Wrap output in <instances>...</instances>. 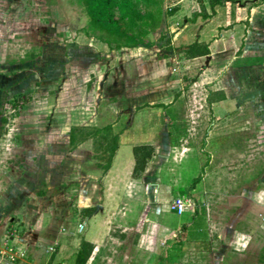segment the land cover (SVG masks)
I'll use <instances>...</instances> for the list:
<instances>
[{"label":"rangeland","instance_id":"rangeland-1","mask_svg":"<svg viewBox=\"0 0 264 264\" xmlns=\"http://www.w3.org/2000/svg\"><path fill=\"white\" fill-rule=\"evenodd\" d=\"M208 1L0 0V264H73L78 245L95 239L86 264L159 261L139 251L140 233L150 214L157 216L153 210L135 201L127 216L112 223L106 214L85 209L98 203L114 133L121 134L120 166L131 155L130 145L156 142L155 165L164 160L160 156L167 158L162 172L173 186L169 200L178 194L195 204L208 202L191 188L204 177L205 190L215 185L217 207L210 215L220 222L235 213L230 205L251 203L240 198L231 203L230 195L234 199L239 191L225 193V168L236 173L242 164L247 175L241 183L231 177L232 186L257 191L264 219V95L242 106L212 105L211 85L199 80L205 65L215 63L221 70L209 77L214 83L225 71L240 74L234 61L243 53L248 27L240 29L236 42L220 31L211 40L209 33L200 34L219 42L209 60H190L181 52L199 32L185 25ZM228 42V54L219 56ZM131 109L136 111L130 114ZM211 155L216 160L210 165ZM209 171L215 178L210 181ZM199 210L209 216L206 207ZM160 221L188 225V249L209 251L201 220L167 213ZM245 252V264H264V236Z\"/></svg>","mask_w":264,"mask_h":264},{"label":"crops","instance_id":"crops-1","mask_svg":"<svg viewBox=\"0 0 264 264\" xmlns=\"http://www.w3.org/2000/svg\"><path fill=\"white\" fill-rule=\"evenodd\" d=\"M238 1L235 0V2ZM240 1H253V6L247 7V5L242 4L235 7V4L231 2H225L222 5H215L213 3L214 0H209L207 7L201 6V9H197L192 12V21L185 25V29L188 26H192L199 32L195 35V39L192 42H189L181 47L182 54L184 55L183 51L193 43L202 44L207 46L209 55L194 59L205 58L207 60L211 59V57L215 55L212 53L211 49L216 47V45H219L217 40L209 43V41L213 38L214 33L220 31L224 32V34H229L231 35L229 38L235 40L236 42V38L239 37L238 35L240 33V29L245 28L246 26L248 27L246 31L247 36L242 39L244 46L243 53H241L240 57H235L234 61V64H239L240 74L236 72L227 73L225 71L223 72L224 74L221 78L214 83L213 81L215 79L212 81L209 77L215 75L216 69L219 71L221 70L218 68L221 67V64L215 63L214 65H205L202 70L203 73L200 75L199 80L200 83L204 81L203 83L205 85H211L208 90L211 92L212 97L214 96L215 98L210 102L212 105L229 102L236 106H242L241 104H243L245 99L247 100L255 96L258 97L260 95H264V0ZM205 32L209 33V41L200 37V34ZM242 37L243 35L241 38ZM231 43L232 42H228L225 45L226 50H220L219 56H222L221 54L225 55L228 52L227 48L231 45ZM244 69H246L247 74L244 72ZM132 110L133 109L130 110V114L136 111L133 110V112H131ZM109 127L110 129H113L114 125ZM120 135H116L115 133L111 135L112 138H116L117 148L111 158V162L106 173L102 176L101 187L97 186V184L93 185L94 188L97 186L99 190L98 203L92 205L89 204L85 206V209H92L95 212L99 211L96 215L106 214V218L110 221L113 220L112 223H116L119 219L122 220L123 215L127 216V212L130 211L129 209L135 201H139L140 205L144 208L153 210L157 216H152L153 213L150 214L151 217H149L147 221L146 230L140 233L139 246H143L144 248L139 251L142 255L147 256L151 260L159 259V261H154L155 264H245V260L243 259L247 257V253L245 251L249 243L252 241L258 242L263 239L264 219L259 217L261 214H259L258 211L263 208V204H260L257 199V197H259L257 196V191L255 189L248 190L243 185L235 186L234 188L232 186L231 177L234 176L240 183L242 179L246 177L247 172L244 173L243 170L245 169H243V165L239 164L237 166L236 173L232 172V170L228 167L225 168L228 175L227 179L229 181V186L225 188V193L235 190L239 191L240 195L236 197L234 196V199L232 198L233 195H230L231 203L237 204L236 202L239 201V198L249 200L251 203L249 204L248 201L240 202L241 207L238 209L236 206L230 205L229 209L231 211L236 209V211L235 213L230 212L231 214L228 215L229 217L223 216V222H220L221 218L216 219L210 215L213 208L216 209L217 207L215 194H219V192L217 191L216 186H211L210 184L211 187H208V189L205 190L203 188V183L205 181L204 177L200 179L197 184H195V187L192 186L194 189L191 188L192 191L207 195V198L211 199L208 202H204L203 200L196 202L195 209L192 212L187 213L191 215L194 220H201L203 227L207 230V234H205L204 238L207 239L210 248L207 252H200L194 249V245L189 247V249L188 246L185 245V243L188 242L185 235L187 231L186 227L188 225H182L179 228L178 226L174 227L160 221L161 214H174L171 213L168 208V204L171 201L169 200L170 192L173 190V186L169 183H165L163 180L164 175L162 172V163L164 160L167 161V158L165 156H160L164 160H160V163L155 165V155L158 153L156 142L154 140L147 142L144 141L142 143L132 144L129 146L131 155L128 154L125 164L120 166L116 161L117 155L120 151ZM211 137V132L208 131V139ZM142 146L150 147L152 154L150 159L147 160L144 170L136 177H133L132 173L135 166L133 149ZM240 155L241 154H239V156ZM183 157H185L184 159L189 158L187 155ZM215 157L216 156L211 155V159L209 160L210 165L216 160ZM210 173L211 172L209 171L207 174L209 181L214 178ZM178 188L181 187L179 186ZM188 193H190V191H188ZM244 193L248 196H244ZM175 196L179 195L177 194ZM225 197L227 198V194ZM86 199L89 203L92 201L91 198H85V200ZM242 205H244V207H242ZM96 206H99V208L95 209ZM203 207H206L209 216L204 215V213L203 215L201 213L200 216L199 209H203ZM122 210L125 211V213H123ZM197 210L199 211L196 212ZM198 213L199 215L197 216ZM104 218L105 216L101 218L102 221L100 226L102 228L104 227L103 221H106ZM217 227L219 228L217 229ZM217 231L218 233H216ZM200 234L202 233L200 232ZM177 236L181 237L179 238L180 242L178 239L174 240L176 245L172 248H175V251H172L173 249L168 245L172 239ZM197 240L198 239H196V241ZM219 240H222V243L217 247L216 243H219ZM157 241H160V244H158ZM166 241H168V244L163 246ZM97 242L98 240L95 239L88 243L92 244L94 249V245H96ZM95 250H97V248H95ZM262 256L263 253L261 252L258 257L262 258ZM91 259L92 258H90V260ZM90 260L88 259L87 262Z\"/></svg>","mask_w":264,"mask_h":264},{"label":"trees","instance_id":"trees-1","mask_svg":"<svg viewBox=\"0 0 264 264\" xmlns=\"http://www.w3.org/2000/svg\"><path fill=\"white\" fill-rule=\"evenodd\" d=\"M224 2H232V0H224ZM213 3L215 5H219L222 2L221 0H214ZM127 47L133 48L135 47V45L127 46ZM183 52L188 59H194L197 57H204L209 55V50L207 46L202 44L200 45L197 43H193L192 45L188 46ZM74 140H75L74 132H71L69 135V142L72 144L75 142ZM111 143L113 144V146L110 147L108 150L109 158L105 170L108 169L111 162V158L113 157L114 152L116 151L117 148L115 137L111 138ZM105 152H107V150ZM151 154H152V150L150 147L142 146L133 149V155L135 159V166L132 173L133 177H136L137 175H139V173H141L144 170L147 160L150 159ZM92 250H93L92 244L82 241L79 245V248L74 252L73 264H86L87 260L91 255Z\"/></svg>","mask_w":264,"mask_h":264},{"label":"built area","instance_id":"built-area-1","mask_svg":"<svg viewBox=\"0 0 264 264\" xmlns=\"http://www.w3.org/2000/svg\"><path fill=\"white\" fill-rule=\"evenodd\" d=\"M168 208L170 211H173L175 215L182 216L192 212L195 209V203L190 197L175 196L168 204Z\"/></svg>","mask_w":264,"mask_h":264},{"label":"water","instance_id":"water-1","mask_svg":"<svg viewBox=\"0 0 264 264\" xmlns=\"http://www.w3.org/2000/svg\"><path fill=\"white\" fill-rule=\"evenodd\" d=\"M131 112H133V110H132ZM97 208H99V206H96V207H95V209H97ZM171 213H174V212H173V211H171Z\"/></svg>","mask_w":264,"mask_h":264}]
</instances>
